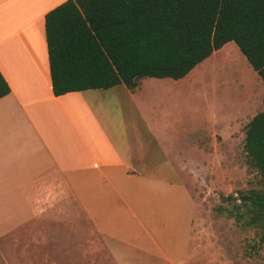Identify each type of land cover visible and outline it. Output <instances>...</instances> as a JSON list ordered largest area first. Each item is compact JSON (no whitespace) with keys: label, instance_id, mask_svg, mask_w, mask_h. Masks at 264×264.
I'll return each instance as SVG.
<instances>
[{"label":"crops","instance_id":"obj_1","mask_svg":"<svg viewBox=\"0 0 264 264\" xmlns=\"http://www.w3.org/2000/svg\"><path fill=\"white\" fill-rule=\"evenodd\" d=\"M65 1L0 0L11 88L0 98V257L7 248L9 264H175L185 173L208 151L207 122L194 127L188 114L203 63L181 79L56 96L45 16ZM228 47L242 54L231 41L209 58Z\"/></svg>","mask_w":264,"mask_h":264},{"label":"trees","instance_id":"obj_2","mask_svg":"<svg viewBox=\"0 0 264 264\" xmlns=\"http://www.w3.org/2000/svg\"><path fill=\"white\" fill-rule=\"evenodd\" d=\"M45 32L56 96L181 79L231 41L264 82V0H67L46 14ZM10 91L0 71V98ZM245 151L263 188L235 203L264 242V110L246 125Z\"/></svg>","mask_w":264,"mask_h":264},{"label":"rangeland","instance_id":"obj_3","mask_svg":"<svg viewBox=\"0 0 264 264\" xmlns=\"http://www.w3.org/2000/svg\"><path fill=\"white\" fill-rule=\"evenodd\" d=\"M241 52V50H240ZM210 59V58H209ZM208 59V60H209ZM194 73L188 114L193 125L207 122V154L195 155L185 173L189 205L176 239L175 264H264L260 231L239 219L235 197L263 188L245 151L247 123L264 110V82L246 56L228 47ZM255 75V76H254ZM206 124V123H205ZM171 228L170 235L172 237ZM0 264H9L7 248ZM163 260V262H161ZM156 264H168L155 256Z\"/></svg>","mask_w":264,"mask_h":264}]
</instances>
